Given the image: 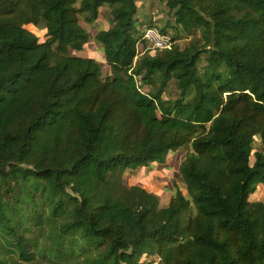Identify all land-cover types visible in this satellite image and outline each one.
<instances>
[{"label": "trees", "instance_id": "16d2710c", "mask_svg": "<svg viewBox=\"0 0 264 264\" xmlns=\"http://www.w3.org/2000/svg\"><path fill=\"white\" fill-rule=\"evenodd\" d=\"M165 1L198 41L145 50L139 0H0V264H264V0ZM106 5L104 77L76 53ZM187 145L189 197L125 182Z\"/></svg>", "mask_w": 264, "mask_h": 264}, {"label": "rangeland", "instance_id": "374dc122", "mask_svg": "<svg viewBox=\"0 0 264 264\" xmlns=\"http://www.w3.org/2000/svg\"><path fill=\"white\" fill-rule=\"evenodd\" d=\"M138 3L139 9L135 17H137L140 32H143L148 26H157L165 32H170L173 36L174 44L182 48L187 47L190 43L200 39L201 32L199 29L195 28L186 31L176 23L175 17L165 0H139ZM81 22L93 34V39L86 44L82 51L77 52L76 54L94 57L102 65L103 75L106 77L110 74V68L106 63L104 47L102 43L94 38V35L99 30L108 29L112 26L111 10L106 5L101 8L100 16L97 20L88 23L84 20V17H81ZM30 28L37 31L41 36L44 35L42 29H36L33 26ZM42 39L44 38L42 37ZM145 50L152 51L147 44L145 45ZM142 53L143 51L140 52V54ZM204 58L205 57L203 56L201 63L202 67L206 65ZM138 80L141 85L140 78H138ZM141 87L144 91H150L152 89L150 85H141ZM179 96L180 91L177 87L176 81L173 79L165 87L163 97L173 100ZM260 145L261 141L259 137H256L255 147L258 148ZM255 150L256 149H254V151ZM191 151V145H187L176 151H171L164 161H156L146 167L127 170L124 175L125 182L128 185H140L157 194L161 200L162 207L169 204L171 197L177 192V190H181L189 197V188L182 171V165ZM252 199H264V185H260L258 193L255 194ZM27 235L39 240L40 243L44 240L43 235H39L38 230L35 227L32 228L31 231H27ZM10 255L11 254H6L8 257H10ZM142 261H144V264H160V259L157 255L150 257L144 256ZM76 263L86 264V259L82 256ZM28 264L55 263L37 254L36 259Z\"/></svg>", "mask_w": 264, "mask_h": 264}, {"label": "built area", "instance_id": "2783aa9c", "mask_svg": "<svg viewBox=\"0 0 264 264\" xmlns=\"http://www.w3.org/2000/svg\"><path fill=\"white\" fill-rule=\"evenodd\" d=\"M143 39L152 51L168 49L175 43L170 32H165L157 26L146 27Z\"/></svg>", "mask_w": 264, "mask_h": 264}]
</instances>
